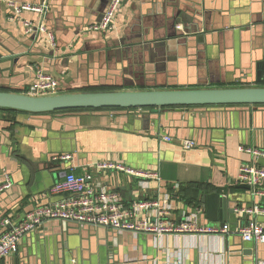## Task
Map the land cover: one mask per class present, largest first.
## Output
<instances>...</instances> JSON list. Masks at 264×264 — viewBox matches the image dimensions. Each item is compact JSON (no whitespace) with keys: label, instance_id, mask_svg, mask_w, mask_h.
I'll list each match as a JSON object with an SVG mask.
<instances>
[{"label":"crops","instance_id":"0c3cea01","mask_svg":"<svg viewBox=\"0 0 264 264\" xmlns=\"http://www.w3.org/2000/svg\"><path fill=\"white\" fill-rule=\"evenodd\" d=\"M11 1L44 0H0V87L26 91L37 65L64 92L264 87V0H125L107 32L88 29L111 0H48L45 25L56 36V52L44 42L28 44L23 20L39 18L11 19ZM187 140L196 146L185 150ZM244 147L264 149V109L80 111L65 121L0 110V187L10 185L0 192V216L14 222L70 198L50 194L70 171L53 161L64 149L77 175H90L92 186L127 208L158 202L169 222L189 218L217 229L220 199L236 209L229 234L216 235L135 236L50 221L0 264H264V244L239 234L249 222L264 225V216L240 213L264 207V195L235 188L247 185L239 183L241 167L256 161ZM259 165L264 169V161ZM138 213L156 221L154 208Z\"/></svg>","mask_w":264,"mask_h":264},{"label":"built area","instance_id":"2783aa9c","mask_svg":"<svg viewBox=\"0 0 264 264\" xmlns=\"http://www.w3.org/2000/svg\"><path fill=\"white\" fill-rule=\"evenodd\" d=\"M125 0H111L109 6L99 23L91 26L90 32H107L114 29L117 15L119 14ZM9 8L13 11L14 17L11 19H21L26 13L36 14L38 21L23 20L25 35L35 36L36 40L44 42L49 50L57 51L56 36L49 31L45 25L47 14L50 10V3L44 0L40 3H21L9 2ZM62 92L59 81L48 74L41 66L35 68V80L24 92L29 96H54ZM167 141L171 137L164 138ZM196 146L191 140L183 141L185 150H190ZM241 152L250 154L256 161L250 165H244L240 169L239 183L247 184L254 194L264 195V191L259 188L260 177H264V169L259 162L264 161V149L244 147ZM53 161L69 165L70 171L66 172L64 178L57 182L50 190L52 195H69L70 198L52 206L37 208L26 214L20 221L14 222L5 216H0V262L16 255L22 240L30 233H33L40 226L50 221L73 222L90 227H102L119 232H129L135 236L142 233L164 236L172 235H216L229 234V227L217 229L206 226H199L189 218L180 224L169 222L165 216V211L158 202L147 201L127 208L124 204L116 201L117 197L104 189H96L89 182L91 176L88 174L77 175L74 172L72 154L62 153L53 157ZM103 168H111L102 166ZM120 171H127L124 167H117ZM145 178L152 177V174L137 173ZM156 178V176H154ZM10 188L9 182L0 187V192ZM156 209L157 218L151 223L147 218L142 219L138 216V211L143 209ZM241 214L257 217L264 216V207L253 206L250 209H243ZM245 242L264 244V225L257 221L249 222L239 230Z\"/></svg>","mask_w":264,"mask_h":264},{"label":"water","instance_id":"95a60500","mask_svg":"<svg viewBox=\"0 0 264 264\" xmlns=\"http://www.w3.org/2000/svg\"><path fill=\"white\" fill-rule=\"evenodd\" d=\"M186 33V31H185ZM36 40L29 37V45ZM53 52V51H52ZM247 84V83H244ZM166 108L179 109H264V87L228 86L225 88H201L182 90H145L113 92H64L54 96H29L18 90L0 87V109L16 110L20 113L42 117L54 115L60 121L80 111H142ZM67 117V118H65ZM67 137V134H62ZM56 152L69 153V150ZM236 189L250 190L249 185ZM220 227L226 226L228 216L236 209H228L227 202L220 199Z\"/></svg>","mask_w":264,"mask_h":264},{"label":"trees","instance_id":"16d2710c","mask_svg":"<svg viewBox=\"0 0 264 264\" xmlns=\"http://www.w3.org/2000/svg\"><path fill=\"white\" fill-rule=\"evenodd\" d=\"M91 91H93V92H101V91H104V89H96V90H83V91H81V92H91ZM21 93H24L25 91H20ZM0 110H3V111H7V112H13V113H20V112H18V111H16V110H10V109H0Z\"/></svg>","mask_w":264,"mask_h":264},{"label":"rangeland","instance_id":"374dc122","mask_svg":"<svg viewBox=\"0 0 264 264\" xmlns=\"http://www.w3.org/2000/svg\"><path fill=\"white\" fill-rule=\"evenodd\" d=\"M61 94V93H60Z\"/></svg>","mask_w":264,"mask_h":264}]
</instances>
